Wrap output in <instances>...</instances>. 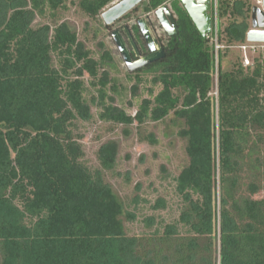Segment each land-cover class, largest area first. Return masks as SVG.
Wrapping results in <instances>:
<instances>
[{
  "label": "trees",
  "instance_id": "trees-1",
  "mask_svg": "<svg viewBox=\"0 0 264 264\" xmlns=\"http://www.w3.org/2000/svg\"><path fill=\"white\" fill-rule=\"evenodd\" d=\"M66 1L0 0V264H264V51L249 65L233 55L246 41L252 0H216L217 52L180 0H143L145 13L169 3L178 34L162 36L163 58L135 70L133 92L139 72L161 88H148L133 115L109 94L119 92L105 68L115 67L111 52L95 59L55 22ZM113 1L74 2L95 18ZM37 16L54 23L35 25ZM130 29L145 53L137 22ZM85 74L96 92L89 99ZM91 105L104 122L140 126L172 114L180 123L187 161L173 178L174 221L155 226L150 216L146 231L126 233L123 217L135 214L103 178L116 154L102 145L91 170L74 134ZM140 139L157 142L153 133Z\"/></svg>",
  "mask_w": 264,
  "mask_h": 264
},
{
  "label": "rangeland",
  "instance_id": "rangeland-1",
  "mask_svg": "<svg viewBox=\"0 0 264 264\" xmlns=\"http://www.w3.org/2000/svg\"><path fill=\"white\" fill-rule=\"evenodd\" d=\"M74 1H66V9L58 11L55 22H65L74 30L78 40L90 50L91 56L95 59L100 57L103 50L111 52L115 67L105 68L109 69L110 76L116 79L119 92L109 94L114 96V104L133 115L140 101L149 96L148 88H152L155 94L161 86L151 83L152 74L139 72L141 82L133 92L132 85L136 82L135 71L127 69L111 37V31L123 24L130 27L137 22L138 18L144 16H149L158 35L165 33L162 26L154 12L145 13L141 10L140 3L136 10L128 12L129 16L123 15L111 25H106L108 26L106 28L101 14L90 18L78 8ZM116 1L114 0L108 6ZM252 3L253 6H260V0H252ZM34 23L35 25L53 24L54 19L48 16H37ZM240 53L237 49L233 50V55ZM257 54L258 52L250 53L249 56L252 59ZM84 80L86 87L84 94L89 99L96 94L95 88L90 85L87 74L84 75ZM90 112L92 118L89 120L74 121V134L81 135L80 142L84 150L82 160L91 170L99 168L97 150L102 145H106L109 151L116 154L114 169L104 171L103 178L123 202L125 210L135 214L133 220L123 217L126 233L138 234L146 231L144 218L150 216L154 218L155 226L174 221L178 217L181 202L175 190L173 178L187 161L184 150L185 139L177 134L180 123L171 121V114L163 121H146L140 126L134 122L126 126L100 120L98 108L95 105H91ZM148 133L154 134L156 143L150 144L140 139ZM158 199H163L164 203L161 207L155 208L153 204Z\"/></svg>",
  "mask_w": 264,
  "mask_h": 264
},
{
  "label": "water",
  "instance_id": "water-1",
  "mask_svg": "<svg viewBox=\"0 0 264 264\" xmlns=\"http://www.w3.org/2000/svg\"><path fill=\"white\" fill-rule=\"evenodd\" d=\"M142 1L117 0L101 12L104 24L111 25L129 11L137 8ZM180 2L197 30L202 35L207 34L211 30V18L207 14V10L211 6L210 0H180ZM154 14L168 36L178 34L177 23L166 4L156 8ZM137 25L148 48V53L144 55L139 52L130 29L126 24L111 31V37L129 71L143 68L163 58L165 55L163 46L159 44L151 27L148 25V17L138 18ZM245 39L249 42H264V0H260V6H252L251 8L250 28L246 32Z\"/></svg>",
  "mask_w": 264,
  "mask_h": 264
},
{
  "label": "built area",
  "instance_id": "built-area-1",
  "mask_svg": "<svg viewBox=\"0 0 264 264\" xmlns=\"http://www.w3.org/2000/svg\"><path fill=\"white\" fill-rule=\"evenodd\" d=\"M211 8L213 10V18L211 20V30L207 33L213 34L212 41L214 45V50L217 52L223 45L217 41V17H216V0H211ZM242 53V61L244 65H249L251 63L250 53H255L258 51H264V42H249L245 41L242 44L236 46ZM215 93V92H214Z\"/></svg>",
  "mask_w": 264,
  "mask_h": 264
},
{
  "label": "flooded vegetation",
  "instance_id": "flooded-vegetation-1",
  "mask_svg": "<svg viewBox=\"0 0 264 264\" xmlns=\"http://www.w3.org/2000/svg\"><path fill=\"white\" fill-rule=\"evenodd\" d=\"M164 4H166L167 6H168V4L169 3H164ZM210 4H211V0H210ZM169 7V6H168ZM158 8V7H157ZM169 9L171 10V12H172V9L169 7ZM210 9H211V6H210V8L207 10V14L209 15V12H210ZM155 11V10H154ZM153 11V12H154ZM172 14H173V12H172ZM155 15V14H154ZM126 16V15H125ZM174 16V15H173ZM148 17V25H149V27H151V29H152V31H153V34L156 36V38H157V40H158V42H159V44L160 45H162V41H161V39H162V36H164V35H167L166 34V32L164 33V34H161V35H158V33H156V30H155V28H154V26L151 24V21H150V18H149V16H147ZM174 18H175V16H174ZM175 21H176V18H175ZM177 23V22H176ZM160 24V23H159ZM124 25V24H123ZM161 25V24H160ZM128 26V25H127ZM177 26H178V24H177ZM120 27H122V25L121 26H119V27H117V28H120ZM129 27V26H128ZM129 29H130V27H129ZM163 29V28H162ZM130 32H131V29H130ZM141 33V32H140ZM131 34H132V32H131ZM133 36V35H132ZM168 36V35H167ZM143 37V36H142ZM124 38H125V36H124ZM145 42V41H144ZM146 44V43H145ZM147 46V45H146ZM140 52V51H139ZM141 53V52H140ZM148 53V48H147V51L145 52V53H141L142 55H144V54H147ZM134 58V57H133Z\"/></svg>",
  "mask_w": 264,
  "mask_h": 264
}]
</instances>
